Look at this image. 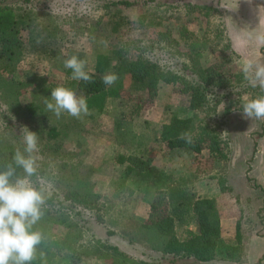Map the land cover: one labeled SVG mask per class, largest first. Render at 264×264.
I'll return each mask as SVG.
<instances>
[{"label": "rangeland", "instance_id": "1", "mask_svg": "<svg viewBox=\"0 0 264 264\" xmlns=\"http://www.w3.org/2000/svg\"><path fill=\"white\" fill-rule=\"evenodd\" d=\"M116 1L132 6L115 5ZM0 3L30 15L37 28L28 32L36 36L31 49L25 47V53L16 59L12 76L19 81L31 76L38 78L37 83L45 79L60 81L66 59L77 56L86 62L108 47H120L127 54L136 55L148 44L165 42L185 55L188 41L180 39L181 28L203 43L205 57L202 55L201 61L219 65L223 73L241 69L247 60L264 65V42L260 39L264 38V0H154L150 3L148 0H4ZM185 5L195 7L189 10ZM23 34L25 38L28 36L26 32ZM39 48L46 51L42 54ZM212 49H221L216 61H212ZM40 75L41 78L37 77ZM127 86L124 83V91L129 90ZM119 99H110L106 103L108 113L92 121L85 120L87 115L75 119L64 114L68 131L59 135L57 144L50 142L52 146L42 139L43 131L48 128L47 123H42L41 132H35L41 141L40 151L35 155L38 169L43 171L38 183L44 190L66 192L71 163L80 159L91 166L97 163L94 178L101 196L106 199L102 211L106 225L88 223V231L102 239H107L103 237L107 231L115 232L106 242L118 246V230L132 229L133 222L141 223L147 217L148 204L161 199L167 205L168 186L176 185L196 196L216 199L220 195L218 179L228 192L221 193L216 200L221 213L220 238L215 259L210 264H264V130H261L264 119L243 117L233 97L228 103L217 99L213 112L190 110L186 106L187 97L173 84H161L156 94L148 98L149 108L144 112H132L131 104ZM120 109L124 117L116 120L119 116L116 111ZM170 114L190 120V136L199 133L203 125L217 126L214 129L219 135V147L226 157L210 158L206 141L201 143L196 156L189 149L169 150L158 143L160 125ZM2 119L1 144L22 150L24 127ZM117 154L150 157V164L161 174V182L147 185L124 177L122 168L113 163ZM63 164L65 167L58 171L57 167ZM236 223L239 224L238 241ZM186 229L196 231L193 220L186 226L175 221L177 237L183 238ZM132 230L136 235L135 228ZM91 234L83 232V238L90 241L87 237ZM119 248L147 263L193 264L190 260H174L155 251H145L134 243ZM50 252L53 255L52 249ZM52 255L42 264H70L64 252L58 257Z\"/></svg>", "mask_w": 264, "mask_h": 264}, {"label": "trees", "instance_id": "2", "mask_svg": "<svg viewBox=\"0 0 264 264\" xmlns=\"http://www.w3.org/2000/svg\"><path fill=\"white\" fill-rule=\"evenodd\" d=\"M153 1L148 0V3ZM114 4L132 6L131 3L123 1H116ZM194 7L185 5L189 10ZM29 16L24 15L21 9L0 3V117L9 124L14 126L18 124L37 133L41 132L42 123H47L48 128L43 131L42 139L50 146H52L50 142L56 143L59 135L66 133L69 126L65 122L64 114L57 118L45 108L44 100L50 98L51 89L58 86L70 88L78 96H85L89 110L94 111L95 115L103 112L106 99L119 98L131 104L132 112H144L149 108L148 98L156 94L161 84L176 85L181 94L187 97L188 109L206 112L214 111L217 99L228 103L229 98L233 97L238 108L242 109L243 103L249 99L264 95L259 85L253 86L248 79H245L240 68L223 73L219 65L201 61L205 52L203 43L196 41L195 36L184 28H181L179 37L188 41L185 55L178 53L177 50L176 52L165 42L158 45L148 44L136 55L135 53L129 55L120 47H108L104 51L96 52L91 60L86 61L85 70L92 77L91 83L71 80V70L66 68L60 81L45 79L37 83L38 78L34 76L30 79L24 77V80H16L12 76L16 71V59L25 53V47L31 49L36 38L35 35L30 36L28 33L31 29H37L32 17ZM24 32L28 34L26 38ZM166 32L170 31L166 30ZM39 50L42 54L46 51L45 48ZM211 52L214 56L212 61H216L215 58L219 57L221 49H212ZM46 55L48 56V53ZM221 60L226 62L222 56ZM106 73H115L118 76V80L111 87L101 82L102 76ZM41 76L37 77L41 78ZM124 83L128 85V91H124ZM121 116L124 117V113ZM34 120L35 123L30 124ZM189 124V119H177L174 114L164 117L157 136L158 143L169 150L189 149L196 156L199 154L201 143L206 141L210 158L226 157L219 147V135L215 131L217 126L213 125L214 129L209 125H203L199 128V133L190 136ZM33 125L37 126V131ZM261 130H264V125H261ZM181 133H187L188 137L180 139ZM260 135L261 133H258V136ZM40 142L38 140V144ZM14 151L15 148L0 142V169L11 161ZM80 160L82 162L77 160L68 167L67 177L71 179L65 183L64 193L59 191L47 193L38 183L39 178H43V171L38 168L36 174L31 177L33 185L41 189L45 197L42 206L44 215L34 226V230L43 234L44 240L38 247L37 259L32 264H42L43 261L49 260L52 255L51 249L54 252L53 257H58L64 252L70 264L85 262L153 264L135 258L133 253L128 254L119 248L120 245L128 246L132 243L139 245L145 251H155L174 260H190L193 264H210L214 261L220 238L221 220L216 200L220 199L221 193L228 192L218 179L220 195L216 199L196 196L176 185L168 186L165 190L167 205L165 206L161 199L148 204L147 217L141 223H131L136 235L132 229L121 228L122 230H118L120 244L117 246L106 242L111 236H115V232L107 231L103 236L107 239H102L88 231V223L93 224L92 226L106 225L104 215L102 217L106 199L101 196L98 184L95 183L97 163L91 166ZM113 163L122 168L124 177L138 183L156 185L161 182V174L150 164V157L117 154L113 157ZM63 167L65 164L57 167V170L62 171ZM16 175L23 176V170L17 168ZM191 220L196 225V231L186 229L183 231V238L177 237L174 232L175 221L186 226ZM83 232L91 234L87 237L90 241L83 238ZM235 237L238 241V223L235 224ZM143 243L147 248L142 246Z\"/></svg>", "mask_w": 264, "mask_h": 264}, {"label": "clouds", "instance_id": "3", "mask_svg": "<svg viewBox=\"0 0 264 264\" xmlns=\"http://www.w3.org/2000/svg\"><path fill=\"white\" fill-rule=\"evenodd\" d=\"M260 39L264 42V38ZM64 67L71 70V80L92 82V77L85 70L86 62L77 56L66 59ZM241 70L253 86L259 84L264 90V65L247 60ZM117 80L115 73H106L101 78V82L108 87ZM44 104L46 110L57 118L67 114L80 119L82 115L90 114L87 98L64 86L51 89L50 98H46ZM241 113L247 119H264V95L243 103ZM22 130L23 149L16 148L11 161L0 169V264H32L44 240L43 234L34 230V226L44 215L42 206L45 197L30 179L38 168L35 155L40 151L38 135L26 127ZM187 137V133H181L179 138ZM17 168L23 170V176L16 175Z\"/></svg>", "mask_w": 264, "mask_h": 264}, {"label": "crops", "instance_id": "4", "mask_svg": "<svg viewBox=\"0 0 264 264\" xmlns=\"http://www.w3.org/2000/svg\"><path fill=\"white\" fill-rule=\"evenodd\" d=\"M109 100H110V99H106V100H105V102H104L103 112H101L100 114L95 115V114L93 113L94 111L89 110V111H90V114L87 115V117H86L85 120H87V121H92V120L96 119V117H99V116H101V115L107 114L108 112H105V110H106V103H107ZM147 110H148V109H147ZM121 114H123V112H122L121 109L119 110V112L116 111V115H119L118 118L116 117V120H118V119L121 120L120 117H123V116H121ZM82 121H83V120H82ZM117 123H118V122L116 121V124H117ZM157 138H158V137H157ZM157 138H156V140H157V142H158V139H157ZM79 143H80V140H79ZM147 152H148V151H147ZM148 153H149V152H148ZM148 153H146V154H148ZM151 165L154 166L153 163H151ZM147 209H148V208H147Z\"/></svg>", "mask_w": 264, "mask_h": 264}]
</instances>
